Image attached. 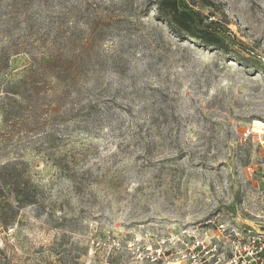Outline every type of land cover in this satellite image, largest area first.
<instances>
[{"label": "rangeland", "instance_id": "rangeland-1", "mask_svg": "<svg viewBox=\"0 0 264 264\" xmlns=\"http://www.w3.org/2000/svg\"><path fill=\"white\" fill-rule=\"evenodd\" d=\"M5 1L54 27L82 4L76 32L98 10L121 22L106 30L109 102L94 119L65 124L52 148L69 167L34 149L23 154L40 204L0 227V264H158L129 246L209 219L257 224L250 211L264 181V0H188L228 27V51L178 37L157 0H92L90 9V0ZM29 62L13 57L12 71ZM12 151L2 144L0 163Z\"/></svg>", "mask_w": 264, "mask_h": 264}, {"label": "trees", "instance_id": "trees-1", "mask_svg": "<svg viewBox=\"0 0 264 264\" xmlns=\"http://www.w3.org/2000/svg\"><path fill=\"white\" fill-rule=\"evenodd\" d=\"M159 16L180 38L201 40L225 51L230 44L223 37L229 31L188 0H157ZM98 5L90 0L86 7ZM67 12L59 14V26L41 14L29 12L24 3L0 0V146L11 145L14 157L0 163V227L11 229L23 208L39 205L38 186L28 174L23 154L34 149L60 167L67 154H57L59 139L76 117L95 118L109 102L102 97L106 84L107 28L121 22L119 15H88L85 27L74 31ZM85 6H83L84 8ZM86 8V9H87ZM215 14V13H213ZM213 16V15H212ZM68 24H73L70 26ZM233 44L245 49L243 41ZM27 55L29 64L21 73L12 71V59ZM66 127L65 129H63ZM58 135V136H57ZM29 148V149H28ZM53 150V151H52ZM68 176L73 173L67 171Z\"/></svg>", "mask_w": 264, "mask_h": 264}, {"label": "built area", "instance_id": "built-area-1", "mask_svg": "<svg viewBox=\"0 0 264 264\" xmlns=\"http://www.w3.org/2000/svg\"><path fill=\"white\" fill-rule=\"evenodd\" d=\"M256 197L250 214L257 224L209 219L157 234L149 244L143 237L129 248L138 260L158 264H264V181Z\"/></svg>", "mask_w": 264, "mask_h": 264}]
</instances>
